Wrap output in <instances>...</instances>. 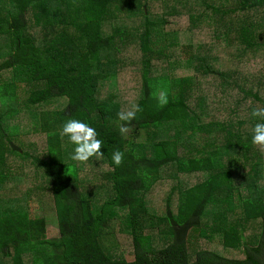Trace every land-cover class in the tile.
I'll list each match as a JSON object with an SVG mask.
<instances>
[{
    "label": "trees",
    "instance_id": "trees-1",
    "mask_svg": "<svg viewBox=\"0 0 264 264\" xmlns=\"http://www.w3.org/2000/svg\"><path fill=\"white\" fill-rule=\"evenodd\" d=\"M155 1L162 2L0 0V72L13 73V80L0 85V264H264V152L251 143L252 128L264 122L251 116L254 108L264 107V67L258 75L248 71L249 80L238 85L243 100L254 101L248 118L206 122L210 116L204 113L206 96L193 102L201 90L199 76L233 85L238 72L216 66L219 59L214 44L188 38L183 48L188 59L183 74L156 75L155 68L164 59L156 57L155 48L178 41L182 35L176 37L168 30L167 12L152 11ZM170 3L173 12L188 9L192 34L211 28L213 36L223 37L243 61L260 55L264 64V0ZM129 38L125 49L138 62L136 105L142 111L128 126L145 131L143 142L126 139L117 126L126 122L118 119L121 104L114 91L126 78V71L118 69L112 55L118 50L117 42L125 44ZM19 80L35 86L26 99L30 109L53 101L63 105L58 110L30 112L33 125L45 136L48 157H30L46 171L58 222L57 238H48L47 220L29 212L24 196L6 195V183L12 179L6 170L8 155L23 153L11 139L16 130L8 131L19 113L15 100ZM157 87L168 92L169 102L162 108L151 95ZM105 91L109 92L104 96ZM76 116L95 128L103 141L104 156L99 162L108 168L105 175L109 180H105L110 184L106 189L109 196L103 201L95 197V191L83 189L81 167L71 159L74 145L60 136L63 124ZM219 132L226 136L221 145ZM116 150L124 153L120 166L112 161ZM250 154L261 162H252V173L238 177L237 169L246 170L250 165ZM91 164L95 166V162ZM197 174L204 178L193 185L180 181L182 175ZM170 181L173 185L157 212L151 203L152 190ZM211 209L218 210L213 214L215 227L212 235L202 232L203 238L226 252L239 251L245 241V258L200 248L191 259L189 234L202 229ZM229 213L237 214V224L224 229L221 220ZM245 224L259 227L254 244L247 241ZM116 225L131 236L133 261L115 256L104 244ZM149 226L163 227L158 233L168 236L170 242L158 250L145 246L144 230Z\"/></svg>",
    "mask_w": 264,
    "mask_h": 264
},
{
    "label": "rangeland",
    "instance_id": "rangeland-1",
    "mask_svg": "<svg viewBox=\"0 0 264 264\" xmlns=\"http://www.w3.org/2000/svg\"><path fill=\"white\" fill-rule=\"evenodd\" d=\"M152 3V11L155 13L167 12L169 20L171 22L169 31L180 39L178 41L163 43L160 47L155 48L157 51L156 57L164 59L163 65H158L155 68V74H161L163 72H168L175 77L178 74H183L187 64V58L183 53V48L185 44L188 43V38L195 39L198 42H207L214 44V54L218 57L219 61L216 66L224 69L226 72H238L235 76L233 85L223 84L222 81L215 79L213 77H208L209 75H200V81L202 83L200 93L194 99V103L198 99H203V104L206 105L204 108V113L206 115V122L218 121V122H231L236 118H248L250 112V106L254 104L252 99L244 101V94L238 88L239 84H243L246 79L249 80L248 76L245 75L248 71L252 70L259 74V69H263V60L259 55L258 58L247 59L243 61L238 55V51L235 47H230V45L224 41L223 37L219 39L215 38L211 32V28H202V31L196 34H192L188 31L190 20L188 9H177V12H173L171 5V0L164 1L160 0ZM132 18V17H129ZM72 30V28H69ZM222 34V33H221ZM125 44L122 42H117L118 50L112 55L113 60L118 61V69H125L126 78L120 81L119 88L115 90L118 101L121 104V110H129L134 105H136V100L140 95L139 83L137 80V75L135 69H137V61L130 59L131 52L125 49ZM138 55L136 53L137 58ZM2 58L0 59V61ZM166 64V65H165ZM214 64V62H213ZM186 74H192L190 71H185ZM13 80V73L8 70L0 72V85L6 84L8 81ZM17 98L16 109H19V113L15 114V119L12 121V127L8 130H16V134L11 136V139L21 148L22 156L11 154L8 155L7 159V172L11 175L12 179H9L6 184V195L8 197L14 196H24L28 202H23L27 204V209L33 216L44 217L48 223V238H57L59 236L58 232V222L56 216V210L54 207V202L50 194V188L46 181V171L42 166L41 162L30 157H41L47 158L46 153V141L45 136L41 134L38 129L33 125L32 119L30 118V112L37 110L40 112L48 110H58L63 105L60 102H50L49 104H42L36 107H31V109L26 104V99L29 96L30 91H32L35 86L27 81L19 80L17 81ZM109 91L104 92V96L107 95ZM14 100V101H15ZM62 105V106H61ZM3 104L0 101V114H2ZM73 119L81 118L76 116ZM117 126H121L120 124ZM14 132V133H15ZM2 135V133H0ZM13 134V133H12ZM220 141L219 144H224L226 142V136L223 132H219ZM126 139L134 142H143L146 139V133L144 130L138 128H129V131L124 135ZM66 138V137H65ZM45 156V157H44ZM261 162V159L253 154H250V165L246 170L237 169V176L252 173L254 170L252 162ZM95 162V166L91 164ZM79 163V162H78ZM81 167L79 173L82 181V187L86 192L95 191L96 196L99 201H103L108 198L109 180L105 174H107L106 166H103L99 160L92 161L91 159L85 164H78ZM235 168V167H234ZM171 173L173 170H165L164 173ZM109 172V171H108ZM261 175V172L260 174ZM264 177V170L262 172ZM165 177H169L166 175ZM181 183L185 186L187 184L193 185L197 182L203 180L202 174H197V176L182 175L180 176ZM106 179V180H105ZM173 182L170 184L159 183L152 190L150 198L152 200V207L158 212L157 206H163L165 204V198L171 189ZM214 212H218L217 209H211L210 216L205 219L204 226L199 231L191 230L188 242H189V255L191 259H195V254L200 248H208L210 250H215L230 258H245V241H242L239 251L228 250L226 252L224 248L219 244H210L207 242L203 236L202 232H207L212 235L213 229L215 227V216ZM161 214V213H159ZM237 214L229 213L226 217L221 220V224L226 227L233 228L234 224H237L235 218ZM246 225L247 231V241L253 243L252 239L257 235L259 227L254 228V226ZM163 227H147L144 230L145 236L147 238L144 241L147 247H157L154 250H158L164 247L170 242V238L162 233H158ZM203 230V231H202ZM104 244L109 250H112L115 256L120 258H125L128 261H133L134 249L131 236L129 234H123L119 231V226L114 227L113 234L104 238ZM192 250V251H191ZM193 252V253H192Z\"/></svg>",
    "mask_w": 264,
    "mask_h": 264
},
{
    "label": "clouds",
    "instance_id": "clouds-1",
    "mask_svg": "<svg viewBox=\"0 0 264 264\" xmlns=\"http://www.w3.org/2000/svg\"><path fill=\"white\" fill-rule=\"evenodd\" d=\"M152 98L157 101L159 107H164L168 104V92L157 87L156 91L152 92ZM142 111L138 105H134L129 110H121L117 113L120 121L126 122L119 128L120 134L126 135L129 131V124L135 120L136 113ZM251 116L264 121V107H256L252 110ZM61 138L67 137L69 142L74 145L71 159L81 164L87 163L91 158L95 157L100 160L104 156L101 150L103 141L98 139V133L95 128L78 119H68L62 126L60 131ZM261 152H264V122H259L252 128V141ZM124 153L116 150L112 154V161L116 166L123 163Z\"/></svg>",
    "mask_w": 264,
    "mask_h": 264
}]
</instances>
